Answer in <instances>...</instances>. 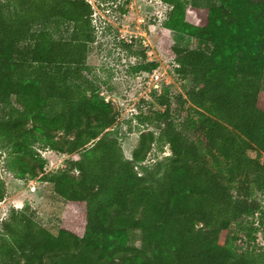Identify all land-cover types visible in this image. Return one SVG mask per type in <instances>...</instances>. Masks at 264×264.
<instances>
[{
    "label": "trees",
    "instance_id": "1",
    "mask_svg": "<svg viewBox=\"0 0 264 264\" xmlns=\"http://www.w3.org/2000/svg\"><path fill=\"white\" fill-rule=\"evenodd\" d=\"M161 1L158 51L190 84L154 90L155 128L128 158L120 111L88 74L92 2L0 0V146L10 171L40 175L66 201L57 234L13 208L0 264H264L230 231L264 194V0ZM173 31L195 46L172 45ZM155 145L171 153L146 165ZM40 150L70 157L47 172Z\"/></svg>",
    "mask_w": 264,
    "mask_h": 264
},
{
    "label": "rangeland",
    "instance_id": "2",
    "mask_svg": "<svg viewBox=\"0 0 264 264\" xmlns=\"http://www.w3.org/2000/svg\"><path fill=\"white\" fill-rule=\"evenodd\" d=\"M94 7L96 41L88 57L89 76L100 86L101 93L119 109L120 116L115 125L122 140L123 150L132 158L140 134L155 128L151 109L160 108L154 101V90L158 93L185 94L189 81L177 73L174 62L158 51L162 22L170 9L161 0H90ZM189 5L208 7L218 0H185ZM171 44L195 46L187 35L171 32ZM155 64L152 66L150 64ZM139 64L145 69L135 70ZM148 64V65H147ZM157 101V100H156ZM185 114V113H183ZM176 118L181 123L184 115ZM47 159L46 171L63 168L70 157L52 150H40ZM169 145H155L149 153L146 165L169 155ZM11 150L0 146V228L2 221L13 208H26L36 219L57 234L66 207V201L56 195L51 184L37 176L20 177L7 167ZM257 212L243 217L231 227V234L238 239L237 248L248 246L264 250V194L253 196ZM132 241L139 244V233Z\"/></svg>",
    "mask_w": 264,
    "mask_h": 264
}]
</instances>
